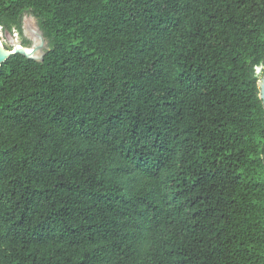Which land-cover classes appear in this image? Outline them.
Returning <instances> with one entry per match:
<instances>
[{
	"label": "trees",
	"instance_id": "trees-1",
	"mask_svg": "<svg viewBox=\"0 0 264 264\" xmlns=\"http://www.w3.org/2000/svg\"><path fill=\"white\" fill-rule=\"evenodd\" d=\"M27 12L50 50L0 69V264H264V0H0V27Z\"/></svg>",
	"mask_w": 264,
	"mask_h": 264
},
{
	"label": "rangeland",
	"instance_id": "rangeland-1",
	"mask_svg": "<svg viewBox=\"0 0 264 264\" xmlns=\"http://www.w3.org/2000/svg\"><path fill=\"white\" fill-rule=\"evenodd\" d=\"M40 29L38 18L32 13L27 12L24 14L22 18V31L14 29L10 34L13 36L12 38L17 40L18 42L23 43L27 47H31L34 44L33 37L37 36V32ZM35 35V36H34ZM45 40L48 39L44 35ZM49 41V40H48ZM12 39L7 33L0 27V44L6 51H11L13 49ZM49 46V45H47ZM257 76L259 77V81L262 82L264 77V65L258 67L256 69Z\"/></svg>",
	"mask_w": 264,
	"mask_h": 264
},
{
	"label": "water",
	"instance_id": "water-1",
	"mask_svg": "<svg viewBox=\"0 0 264 264\" xmlns=\"http://www.w3.org/2000/svg\"><path fill=\"white\" fill-rule=\"evenodd\" d=\"M6 33H7V35H9L11 37V39H12L11 43L17 41V40L12 38L13 36H11L10 32L6 31ZM37 35L40 38V44L37 46L34 43L31 47H28V48H32V47L35 48V50L38 52L37 55H34L33 53L28 54L25 51H19V50H11L7 55H4L2 52V49L0 48V69H1L2 63H4L10 56L15 55V54H22L25 57H27L28 59H32L35 61L42 62L46 52L50 50V46H47V45H49V41L45 40L44 32L41 30V28L38 30ZM20 44L22 45L21 42H20ZM258 86L260 89V98L262 99L263 104H264V77H263L262 82H260V81L258 82Z\"/></svg>",
	"mask_w": 264,
	"mask_h": 264
},
{
	"label": "bare ground",
	"instance_id": "bare-ground-1",
	"mask_svg": "<svg viewBox=\"0 0 264 264\" xmlns=\"http://www.w3.org/2000/svg\"><path fill=\"white\" fill-rule=\"evenodd\" d=\"M35 36V35H34ZM34 43L38 46L40 44V38L37 36L33 37ZM13 49L12 50H19V51H25L28 54L33 53L34 55H37L38 52L35 50V48H28V47H24L23 45L20 44V42L16 41L13 42ZM0 48L2 49V52L4 55H7L10 51H6L4 50V48L2 47V45L0 44Z\"/></svg>",
	"mask_w": 264,
	"mask_h": 264
}]
</instances>
